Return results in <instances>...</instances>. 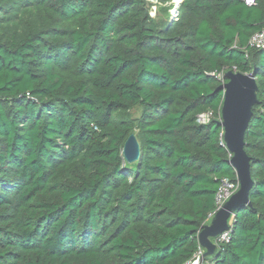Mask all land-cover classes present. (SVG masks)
Wrapping results in <instances>:
<instances>
[{"label": "trees", "instance_id": "trees-1", "mask_svg": "<svg viewBox=\"0 0 264 264\" xmlns=\"http://www.w3.org/2000/svg\"><path fill=\"white\" fill-rule=\"evenodd\" d=\"M262 30L264 0H181L174 20L147 0H0V264L205 252L217 194L238 182L220 124L228 71L258 85L254 184L203 264H264V48L250 43Z\"/></svg>", "mask_w": 264, "mask_h": 264}, {"label": "water", "instance_id": "water-1", "mask_svg": "<svg viewBox=\"0 0 264 264\" xmlns=\"http://www.w3.org/2000/svg\"><path fill=\"white\" fill-rule=\"evenodd\" d=\"M227 80L219 87L224 91L221 126L224 129V142L230 154L228 164L234 168L239 191L221 208L205 225L198 235L200 246L207 252L205 256L213 255L217 245L212 240L220 238L229 229V220L237 210L250 204L249 193L253 187L251 175V158L246 151V132L258 103V85L255 76L228 71ZM124 158L129 164L138 162L141 158V146L135 134L130 135L123 149Z\"/></svg>", "mask_w": 264, "mask_h": 264}, {"label": "built area", "instance_id": "built-area-1", "mask_svg": "<svg viewBox=\"0 0 264 264\" xmlns=\"http://www.w3.org/2000/svg\"><path fill=\"white\" fill-rule=\"evenodd\" d=\"M181 2V1H180ZM179 2V3H180ZM247 4L251 5L255 2V0H246ZM178 3V5H179ZM177 5V6H178ZM177 18V17H176ZM251 45L255 46V47H262L264 48V30H262L261 32L255 34L252 39H251ZM211 115H201L199 118V121L201 123H207L210 120ZM240 189V184L239 182L237 183H231L229 181H225L222 185V187L220 188L217 197H216V211L210 215L209 220L212 221V219L214 218L215 214L221 209L223 208V206L230 200V198L236 194ZM228 239V234L225 233L223 234L220 238L219 241H224ZM204 251L201 249L198 254L195 256V258L188 262L187 264H202L204 261V257L205 254H203Z\"/></svg>", "mask_w": 264, "mask_h": 264}, {"label": "rangeland", "instance_id": "rangeland-1", "mask_svg": "<svg viewBox=\"0 0 264 264\" xmlns=\"http://www.w3.org/2000/svg\"><path fill=\"white\" fill-rule=\"evenodd\" d=\"M151 4V16L157 18L158 16L162 17L163 20L171 18V20L176 19L178 16V3L181 0H171V2H162L161 0H147ZM173 5V6H172ZM132 115L134 118L139 117L140 110H133ZM205 251L203 254H206ZM204 262V261H202ZM200 264V263H199ZM203 264V263H202Z\"/></svg>", "mask_w": 264, "mask_h": 264}]
</instances>
